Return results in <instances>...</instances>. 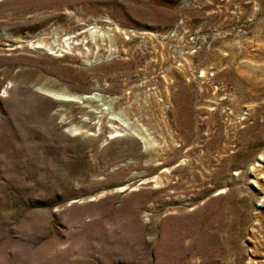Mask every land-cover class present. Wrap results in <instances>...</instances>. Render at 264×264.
Returning <instances> with one entry per match:
<instances>
[{
	"label": "rangeland",
	"instance_id": "1",
	"mask_svg": "<svg viewBox=\"0 0 264 264\" xmlns=\"http://www.w3.org/2000/svg\"><path fill=\"white\" fill-rule=\"evenodd\" d=\"M0 264H264V0H0Z\"/></svg>",
	"mask_w": 264,
	"mask_h": 264
}]
</instances>
